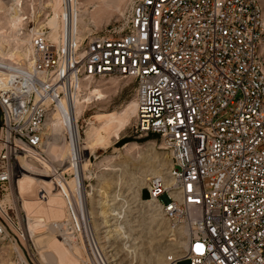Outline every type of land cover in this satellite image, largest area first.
<instances>
[{
  "label": "built area",
  "instance_id": "obj_1",
  "mask_svg": "<svg viewBox=\"0 0 264 264\" xmlns=\"http://www.w3.org/2000/svg\"><path fill=\"white\" fill-rule=\"evenodd\" d=\"M62 2L69 21L60 44L32 30V67L0 62L10 75L0 80V195L11 188L19 158L42 152L51 112L100 78L131 79L137 132L158 135L170 157L167 174L151 178L147 193L188 236L183 258L169 264H264L259 0H132L121 31L91 38L73 29L75 0ZM2 208L0 237L11 228L24 238L15 206ZM68 208L69 232L88 244L81 229L87 204L68 199ZM88 249V264H99ZM15 264L37 263L23 255Z\"/></svg>",
  "mask_w": 264,
  "mask_h": 264
},
{
  "label": "bare ground",
  "instance_id": "obj_2",
  "mask_svg": "<svg viewBox=\"0 0 264 264\" xmlns=\"http://www.w3.org/2000/svg\"><path fill=\"white\" fill-rule=\"evenodd\" d=\"M78 5L80 6L79 0H75L70 14V21L75 32L81 36L83 29L87 26L85 21L87 14L86 11L81 13V7L79 8ZM22 6L23 0H11V6L7 12L9 18L6 30L0 28V62L3 64L21 62L24 68L29 69L32 67V34L30 36L22 33L23 20L22 15H20L23 10ZM0 8L2 9V7ZM53 8L55 11L47 23L49 26L48 34L54 44H60L65 24L64 17H67L69 21V16L65 15L63 11L62 0H54ZM8 29L10 32L8 31L7 35L6 31ZM88 36L91 38L97 36V34H89ZM9 41L14 43L15 46L11 45L12 49L5 50L4 44L10 46ZM8 78H10L9 74L0 71L1 81H7ZM94 84L84 85L78 93L73 95L70 106L65 104L62 109L54 110L48 116L44 128L46 143L44 142L41 149L46 148V151L43 150L42 152H46L51 160L44 161L45 163L42 164L36 157L38 152L21 156L11 181V192L8 197L14 198L22 229L25 231V239L30 246L35 247L37 252L36 262L38 264H88V246L92 247L95 259L99 264H121L116 258V254L112 253L113 250H109L112 247L111 243L114 237L117 236L120 230L117 229L118 225L115 222L110 224V221H106L105 217L109 214V211L114 210L116 206L114 199L104 205L106 206L105 209L100 210L102 204H99L98 218L99 220L101 218L100 223L91 220V215H93L91 212H84L86 221L85 226H81V229L83 236L84 231L86 232L89 240L88 244L85 239L82 243L69 232V222L73 217L68 208V199L71 202L75 199L82 200L86 205V199L89 196L84 192V188L81 193L80 173L87 172L91 158L96 151L107 150L110 147L111 140L113 138L119 139L120 134L130 126L132 117H136V101H134L133 108L129 105L118 112L92 115L85 121V132H83L80 120L87 112L88 105L106 98L101 90H91L96 85ZM75 127L78 128V133H76ZM77 147L80 150L81 162H76L73 159V152L78 150ZM54 162H57L59 167ZM38 167L44 173H41V170L37 169ZM119 171L124 176L129 174L127 165ZM150 172L153 177H163L167 174V171L156 168H152ZM65 173L72 175L70 182L65 178ZM142 173L144 175L145 170ZM118 179L120 180L119 176ZM83 182L82 186H84ZM144 184V178L135 179L132 185L136 188L134 191L135 201L137 200L144 209L161 213L155 200L150 198L144 199L145 201L140 200L139 191ZM6 200L9 199L6 198ZM3 211L1 206L0 213ZM105 228L107 230L102 231ZM188 246L187 240L186 249H188ZM161 257L157 260V264H169L165 256ZM2 264H5V262Z\"/></svg>",
  "mask_w": 264,
  "mask_h": 264
},
{
  "label": "rangeland",
  "instance_id": "obj_3",
  "mask_svg": "<svg viewBox=\"0 0 264 264\" xmlns=\"http://www.w3.org/2000/svg\"><path fill=\"white\" fill-rule=\"evenodd\" d=\"M79 3L80 12L86 11L87 14L85 20L87 26L81 34V38H84L89 34L99 35L121 31L125 27V20L132 0H79ZM259 3L264 16V0H259ZM10 6L11 0H1L0 28L2 27L3 30H6L8 24L9 14L7 12ZM53 7L54 0H23V10L21 9L22 12L20 14L23 20L22 33L31 36L32 30L40 29L49 33L47 23L55 11ZM8 31L9 29L6 31L7 35L10 32ZM13 44L11 43L10 46L4 44V49H12L15 46ZM11 45L13 46L12 48ZM260 53L264 60V33ZM105 83L107 84L104 85ZM95 84V86L92 85L91 90H101L106 95V98L102 101H94L88 105L87 112L84 113L80 120L83 132H85V121L92 115L118 112L126 106L130 105L131 108L134 106L136 83L133 80L111 76L100 78ZM43 150L46 151V148H43ZM36 157L42 164L45 163L44 161L48 162L51 160L46 152H38ZM169 158V153L165 150V145L158 135L151 133L140 134L137 132L136 121L133 116L130 126L120 134L119 139L113 138L107 150L96 151L91 158L88 171L84 173L85 175L83 172L80 173L81 193L85 189L84 192L89 195L86 199L87 213L91 212L93 214L91 215L92 221L99 223L101 221V218L100 220L98 218L100 203L102 204L100 210H102L105 209L106 206L104 205L110 200H115L116 206L114 210L109 211V214L105 217L106 221H110V224L115 222L118 225L117 229L120 230L117 236L114 237L115 241H112V247L109 250H113L112 253L116 254V258L121 264H157V260L161 259V256H165L168 261L171 258L181 259L187 250L185 246L188 236L185 228L172 227L162 213L144 209L134 199L136 188L132 185L135 179L144 178L145 182L139 191L140 200L149 199L147 186L148 181L153 178L150 171L152 168H156L166 172L170 166ZM54 164L58 166L57 162H54ZM125 165L128 166L130 176L129 174L124 176L119 171ZM37 169L44 173L41 168L38 167ZM144 170L146 173L142 175ZM65 176L70 182L72 175L65 173ZM82 181H84V186H82ZM10 192L11 188L6 193H3V196L0 195L2 197L0 198V211L3 204H11L15 206V211L18 214L14 198L8 197ZM40 195L42 196L43 193ZM6 198L9 200L7 201ZM3 213L1 212L0 214ZM156 213L158 216H156ZM10 215L14 216L13 213ZM154 216L156 217L155 219L153 218ZM10 229H8V232H10L9 237H0V264L4 262L5 264H9V262L14 264L19 257L23 258V255L27 258L29 256L36 262V249L26 241L24 229V238H20L19 233H17L19 238L14 237L13 232L9 231ZM104 230L107 229H102V231ZM133 253L134 255H132Z\"/></svg>",
  "mask_w": 264,
  "mask_h": 264
},
{
  "label": "water",
  "instance_id": "obj_4",
  "mask_svg": "<svg viewBox=\"0 0 264 264\" xmlns=\"http://www.w3.org/2000/svg\"><path fill=\"white\" fill-rule=\"evenodd\" d=\"M0 117H1V114H0ZM0 124H1V122H0ZM82 129V128H81Z\"/></svg>",
  "mask_w": 264,
  "mask_h": 264
}]
</instances>
